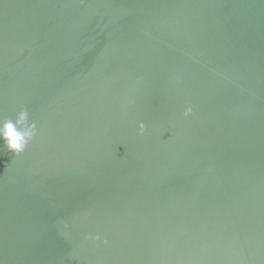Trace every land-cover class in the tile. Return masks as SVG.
I'll list each match as a JSON object with an SVG mask.
<instances>
[{
	"label": "water",
	"instance_id": "95a60500",
	"mask_svg": "<svg viewBox=\"0 0 264 264\" xmlns=\"http://www.w3.org/2000/svg\"><path fill=\"white\" fill-rule=\"evenodd\" d=\"M20 107L0 264H264V0H0Z\"/></svg>",
	"mask_w": 264,
	"mask_h": 264
},
{
	"label": "clouds",
	"instance_id": "9594fccd",
	"mask_svg": "<svg viewBox=\"0 0 264 264\" xmlns=\"http://www.w3.org/2000/svg\"><path fill=\"white\" fill-rule=\"evenodd\" d=\"M192 108H185L183 115H191ZM145 125L143 122L137 125V134L143 135ZM37 135V124L30 119L26 108L20 107L15 118H4L0 116V153H10L12 156H19L24 153L28 145ZM98 240V236L91 237Z\"/></svg>",
	"mask_w": 264,
	"mask_h": 264
}]
</instances>
